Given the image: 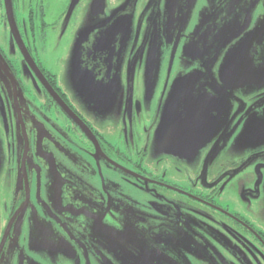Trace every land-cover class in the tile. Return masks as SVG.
Instances as JSON below:
<instances>
[{"label": "flooded vegetation", "instance_id": "obj_1", "mask_svg": "<svg viewBox=\"0 0 264 264\" xmlns=\"http://www.w3.org/2000/svg\"><path fill=\"white\" fill-rule=\"evenodd\" d=\"M125 1L109 2L107 13L104 1L103 15L94 17L92 0H0V167L6 170L0 172V184L12 183L9 197L3 193L0 199V264H154L161 258L167 260L165 264H181L155 243L143 244L137 231L121 232L124 236L133 233L134 241L124 245L116 238L118 232L97 220L99 206L114 207L126 201L120 199L122 195L110 193L96 199L82 194L85 186H96L98 163L120 184L125 182L122 192L191 195L168 181L165 174L158 175V171L151 174L139 165L118 168L110 164V153L120 151L64 92L65 64H60L63 55L59 53L66 38L74 45L68 50L69 58L75 60L70 74L76 90L108 94L117 104V118L111 127L117 133L112 138L123 142L126 137L139 139L141 130L146 133V122L157 127L162 113L161 85L182 76V71L173 67L182 64L186 41L192 37V0H175L170 18L169 7L161 12L164 0H143L140 10L138 2L134 8ZM260 2L253 0V4ZM232 7L231 35L243 38L251 26L252 9L241 13L237 5ZM255 8L264 11L263 7ZM241 17L244 22H239ZM97 18L101 20L98 23ZM176 25L178 29L173 31ZM236 25L244 28L235 31ZM155 34L164 46L160 60L165 62L169 55L172 67L167 74L159 70L160 77L153 85L156 60L153 73L149 61ZM250 35L251 44L257 37ZM82 62L89 68L87 79L80 82L75 74ZM140 67L147 69L142 87ZM151 84L149 95L143 87ZM146 98L152 105V115L144 114ZM182 107L177 122L185 116ZM257 109L264 112V105L254 111ZM217 120L201 135L202 143L197 146L202 155L195 167L205 169L207 178L203 194L187 195L203 209L205 225L196 228L206 236L207 263L264 264V145L237 158L220 160L218 155L208 166V155L222 141L224 130L236 131L234 135L238 136L245 121ZM135 151L140 153L139 149ZM127 155L121 156L127 159ZM233 170L236 172L231 173ZM231 191L239 195L237 210L219 203ZM89 206L90 213L82 210ZM81 216L90 223L79 222ZM96 233L104 234L105 240H98ZM145 246L152 255L143 254Z\"/></svg>", "mask_w": 264, "mask_h": 264}, {"label": "rangeland", "instance_id": "obj_2", "mask_svg": "<svg viewBox=\"0 0 264 264\" xmlns=\"http://www.w3.org/2000/svg\"><path fill=\"white\" fill-rule=\"evenodd\" d=\"M109 2L114 4L115 0H105L106 13L109 11ZM137 2V8L140 10L141 4H144L143 0H126L125 4L135 8ZM168 3L169 0H164L161 12L168 6ZM234 4L238 6L237 10L241 13L252 9L249 23L251 26L248 27L249 30L243 38L231 35L234 29L232 24ZM257 6L264 9V0L258 4H253V0H192L190 10L193 13V24L189 29L192 37L185 44L188 53L182 56L181 65L173 67L177 72L181 70L182 76L186 73V76H180L168 82L166 86L161 85L162 113L157 127L151 122H146L143 128L146 133L141 130L139 139L126 137L124 142L120 141V138H112L113 134L117 133L112 129L117 118L116 102L115 104L111 102L112 99L108 94L95 92L85 94L76 90L74 76L70 74L71 63H75V60L69 58L71 51L68 50L74 45L67 43L66 38L64 39V47L60 46L59 53L63 55L60 64H65L63 69L64 92L75 107L94 119L92 122L97 130L105 136L116 151H120L110 153L108 156L110 164L118 168L139 165L151 174L158 171V175L165 174L168 181L175 183L191 195H202L203 184L207 178L205 169L195 167L198 158L202 155L197 146L202 143L201 135L216 124L217 119L225 118L224 122L229 123L233 119L245 121L238 136L234 135L236 131L233 133L232 130H228V133L226 129L224 130L222 141L215 144L208 155V166L218 155L220 160L221 158H237L258 150L264 145V121H262L264 112L260 113L259 109L254 111L255 107L264 105V50L262 51L264 48V16L261 15L264 11L255 8ZM100 21V18L96 19L97 23ZM239 22H244L243 17ZM177 25L173 31H177ZM243 28L244 26L236 25L235 31L239 29L241 31ZM225 30L230 32H225ZM249 34L257 37L251 44ZM158 45L153 85L160 77L159 70L162 74H167L172 67V62L168 59L169 55L165 62L160 60V51L162 53L164 46L161 47L159 41ZM164 63L166 66L163 67ZM88 68L89 66L82 62L76 70V80L80 82L86 80ZM146 70L143 67L139 69L141 87L147 75ZM152 84L149 87H143L149 95H152ZM182 102L186 104V112L183 120L177 122L176 117ZM143 110L144 114L149 112V115H152V105L147 98L144 101ZM229 119L231 121H227ZM144 148L147 149L146 152H141ZM135 149L140 150L138 155ZM122 154H128L127 159L122 158ZM95 168L98 178H96V186H85V193L82 192V194L97 199L100 195L104 197L112 193L117 196L122 195L119 196L120 199H126L114 207L99 206V210L96 211V218L102 222L103 226L118 232L116 233L118 240H123L124 245L131 244L134 241L133 233L129 232L124 236L121 232L137 231L136 234L143 240V244L155 243L161 251L171 255L181 264H209L204 252L206 236L196 228L198 225L200 228L201 225H205L203 209L187 198L188 193L122 192L124 181L120 184L116 176L107 173L104 170L105 167L98 163ZM5 171L1 166V174ZM234 172L236 170L231 173ZM232 182L237 183L238 181L233 180ZM11 192L12 183L0 184V199L3 193L7 198ZM234 193L231 191L230 196L226 194L219 203L237 210L236 199L239 195ZM131 196H137L140 199ZM1 203L0 201V207ZM91 207L82 210L90 213ZM79 219L82 224L90 223L83 216ZM95 237L98 240H105V235L101 233H96ZM141 251L146 256L152 255L148 246ZM166 262L167 260L161 258L158 263L165 264Z\"/></svg>", "mask_w": 264, "mask_h": 264}, {"label": "water", "instance_id": "obj_3", "mask_svg": "<svg viewBox=\"0 0 264 264\" xmlns=\"http://www.w3.org/2000/svg\"><path fill=\"white\" fill-rule=\"evenodd\" d=\"M104 1L105 0H92V5H91V14L94 17H98L103 15L104 13ZM175 0H171L170 5L168 3L169 10H168V17L170 18V16H172V12H173V6H174ZM168 24L169 21H168ZM170 27V25L168 26ZM158 41H157V35H154L152 44H151V51H150V61H149V68L150 71L153 73V69H154V63L155 60H157V49L159 47V45H157ZM185 53H188V49H185ZM184 53V54H185ZM50 93L56 98V100L59 102L58 98L54 95V93L49 89ZM60 103V102H59ZM183 103V102H182ZM181 105H183V110H186V104L183 103Z\"/></svg>", "mask_w": 264, "mask_h": 264}]
</instances>
